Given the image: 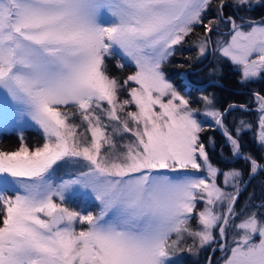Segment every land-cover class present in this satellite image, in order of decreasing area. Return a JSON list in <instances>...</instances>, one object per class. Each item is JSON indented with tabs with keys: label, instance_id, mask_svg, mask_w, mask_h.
I'll use <instances>...</instances> for the list:
<instances>
[{
	"label": "snow or ice",
	"instance_id": "1",
	"mask_svg": "<svg viewBox=\"0 0 264 264\" xmlns=\"http://www.w3.org/2000/svg\"><path fill=\"white\" fill-rule=\"evenodd\" d=\"M213 3L0 0V91L44 136L34 150L21 138L18 150L0 151V264H173L176 254L206 247L221 252L217 264H264V203L237 211L243 172L223 173L233 191L218 186L199 138L200 110L163 71L200 26L196 60L211 49L241 82L264 75V20L237 23L223 11L250 10L254 0H218L209 17ZM221 25H231L230 39L213 41ZM117 56L118 67L134 65L123 83L106 69ZM254 95L264 149V96ZM202 99L203 115L223 129L249 176L264 169V157L240 142L250 125L241 121L234 135L213 100ZM60 167L72 170L57 181ZM79 189L95 212L65 206V194Z\"/></svg>",
	"mask_w": 264,
	"mask_h": 264
},
{
	"label": "trees",
	"instance_id": "2",
	"mask_svg": "<svg viewBox=\"0 0 264 264\" xmlns=\"http://www.w3.org/2000/svg\"><path fill=\"white\" fill-rule=\"evenodd\" d=\"M214 3L208 12L209 17L216 14ZM227 3L231 4L229 1ZM223 11L225 16L231 15L237 19L234 12H236L238 17V15H243L247 10L236 11L233 7L226 6ZM198 35H203V29L200 26H197L195 32L186 38V43L183 46L178 45L176 47L175 54L163 65L165 76L183 93L184 88L188 87V90L184 94L192 108L202 109L200 94L209 96L213 100L215 108L223 113L230 106L234 107L224 113L223 120L225 125L234 135L241 121L250 125L247 128L241 127L239 134L240 142L245 153H249L258 160H261L264 157V149L257 143L254 135L258 112L255 111L253 101L256 98L254 93L264 96V75L256 80L241 83L239 81L240 72L228 60L221 62L218 73L209 72L212 64L210 56L201 61H195V46L193 45V41L198 39ZM216 37H219V35L213 33L212 40L214 41ZM116 63V57L108 58L106 60V69L110 76L116 77L119 80L125 79L129 75V71H132L134 68L133 66H125V69H119ZM182 72L186 75V83H183L179 78ZM199 89H201V92H198ZM240 105H245V107L241 108ZM41 137L42 135L33 128L23 130L21 137L14 131L3 132L0 137V151L11 152L17 150L21 144V138H23L25 145L29 148L38 147L42 143ZM199 138L200 142L205 145L209 162L219 170L217 184H221L222 173L231 169H239L243 172V187L244 182L249 177V165L245 163L242 157H233L230 145L225 146L226 138L223 132L206 126L199 133ZM248 203L257 206L264 203V169L259 170L250 178L245 188L241 191L235 207L239 211ZM236 222H239V220ZM212 249V247L202 249L194 259L185 255L182 257L181 264H209L210 258L212 264H217L218 258L221 257V252L218 249L215 251H212Z\"/></svg>",
	"mask_w": 264,
	"mask_h": 264
},
{
	"label": "rangeland",
	"instance_id": "3",
	"mask_svg": "<svg viewBox=\"0 0 264 264\" xmlns=\"http://www.w3.org/2000/svg\"><path fill=\"white\" fill-rule=\"evenodd\" d=\"M231 3V0H227ZM214 6L217 5L218 3V0H214ZM253 6L254 8L257 10H264V0H254V3H253ZM217 39H221V40H228L230 39V36H229V33L226 35V36H222V37H216L214 39V41H216ZM178 47V46H176ZM211 49H209V52L207 54L206 57L204 58H201L200 60H196V56H197V49L194 47V56H195V61H201L205 58H207L208 56L211 55V70H209V72H212V73H218L219 70H220V64L221 62H223L224 60H227L226 58H222L221 60H217L213 54H212V51H210ZM218 55V54H217ZM110 58V57H109ZM117 63H116V66L117 68L121 69H125V67H118V63H120V60H119V57L117 56ZM205 61V60H204ZM230 62V61H229ZM231 63V62H230ZM134 67V65H133ZM134 71V68L132 71H129V74H131L132 72ZM185 73H181L180 75H184ZM179 75V78H181ZM167 78V77H166ZM185 78V77H184ZM259 78V77H258ZM258 78H255L254 80L258 79ZM118 79V78H117ZM126 79V78H125ZM168 79V78H167ZM119 80V79H118ZM124 80V79H123ZM123 80H119L121 83H123ZM170 82L171 80L168 79ZM182 82L185 83V79H182ZM239 81L241 82V73H240V78H239ZM131 83V82H130ZM172 83V82H171ZM241 83H245V82H241ZM173 84V83H172ZM174 85V84H173ZM133 86H135L133 84ZM175 87V86H174ZM182 95L185 96V98L187 99L186 95L184 94L188 89V87H185L184 88V93L181 92L177 87H175ZM198 92H201V89L198 90ZM204 95L203 94H200V101L202 102V109L199 111V114H198V119L201 120V121H204V125H203V128L206 127V126H209V127H212V128H216L220 131L223 132V129H220L219 126H217L215 124V122L210 118V117H205L203 115V111H204V101L202 99ZM124 96H121V99H123ZM254 108H255V111L258 112V116H257V125L255 127V130H254V135L256 137L257 133L259 132V127H258V118H259V111H258V103H257V100L256 98H254ZM232 109L234 107H229V109ZM132 109L135 110V106L133 105L132 106ZM195 109V108H193ZM227 110V111H228ZM26 128H33L35 129L36 131H38L39 134L42 135L41 139H42V143L40 146L43 145L44 143V136H43V132L42 130L39 128L38 125H35L34 122H32L30 120V118L24 116V117H21L19 115V113L17 112V107L16 105L13 103V101L5 94L3 93L2 91H0V137H1V134L3 132H11V131H14L16 132L20 137L23 135V130H25ZM126 136H129L130 137V133L129 134H125ZM24 143V141H23ZM25 144V143H24ZM27 146V145H26ZM20 147V146H19ZM18 147V149H19ZM39 147V146H38ZM36 148V147H35ZM35 148H30L32 150H34ZM17 149V150H18ZM16 151V150H15ZM201 164H203V161L201 160L200 161ZM214 167V166H213ZM72 169H68V168H65V167H60V168H57L56 172H55V178L57 179V181L63 177V178H67V172L70 171ZM188 171L190 172H193L195 173L196 175H200V176H205L207 177V171L206 169H202L200 172H195V170H191L189 169ZM219 172V171H218ZM170 175H174L175 173H168ZM0 175H6V174H0ZM8 179H11L10 177H7ZM224 180H225V177L222 173V177H221V184L218 185L219 187L223 188L225 191H233V189L229 186H226L225 183H224ZM245 184V183H244ZM244 186V185H243ZM245 187H242V189H244ZM65 206L71 208V209H74V210H77V211H82V212H88V211H92V212H95L96 211V207H95V201L94 199L91 197L90 193L89 194H85V191L83 189H79V190H74V191H69L65 194ZM59 202V201H57ZM203 207V203L201 202L199 205H198V208H202ZM191 225L193 227H196L197 226V221L196 219H193L191 220ZM239 223V222H237ZM79 227V225H77ZM229 238H231V233L229 234ZM189 243H191V241L189 240ZM207 248V247H206ZM213 251V249H212ZM187 255L188 257H191L192 259L196 258V255H193L191 253H188V252H182V253H178L174 256L173 258V264H181V261H182V257Z\"/></svg>",
	"mask_w": 264,
	"mask_h": 264
},
{
	"label": "flooded vegetation",
	"instance_id": "4",
	"mask_svg": "<svg viewBox=\"0 0 264 264\" xmlns=\"http://www.w3.org/2000/svg\"><path fill=\"white\" fill-rule=\"evenodd\" d=\"M235 16H236V20L237 23H241V18H243V20L247 21V20H254V21H260V20H264V10H256L254 8V6H252V8L250 10H247L244 12L243 15H236V12H234ZM231 29V25H228L227 27L222 26L220 28V31L218 33L214 32L216 35H219V37L222 36H226L228 34V32Z\"/></svg>",
	"mask_w": 264,
	"mask_h": 264
},
{
	"label": "water",
	"instance_id": "5",
	"mask_svg": "<svg viewBox=\"0 0 264 264\" xmlns=\"http://www.w3.org/2000/svg\"><path fill=\"white\" fill-rule=\"evenodd\" d=\"M229 32H230V31H229ZM210 51H211V50H210ZM210 60H211V57H210ZM210 60H209V61H210ZM209 61H208V63H209ZM210 83H212V82H210ZM227 110H228V109H227ZM225 112H227V111H225ZM225 112H224V113H225ZM251 177H252V176H249V177H248V179H247V181H246L247 183H248V181L250 180ZM247 183H245L243 187H245V186L247 185Z\"/></svg>",
	"mask_w": 264,
	"mask_h": 264
}]
</instances>
